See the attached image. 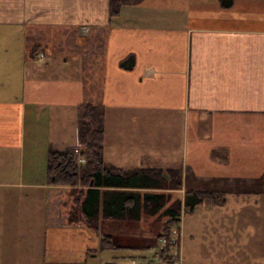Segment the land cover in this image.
Returning a JSON list of instances; mask_svg holds the SVG:
<instances>
[{
  "label": "crops",
  "instance_id": "crops-1",
  "mask_svg": "<svg viewBox=\"0 0 264 264\" xmlns=\"http://www.w3.org/2000/svg\"><path fill=\"white\" fill-rule=\"evenodd\" d=\"M108 1L0 0V25L12 28L7 36L0 29V240H12L0 264H165L159 238L169 219L148 250L136 247L132 231L145 214L135 222L101 217L93 232L71 221L84 188L73 194L49 179V150L80 148L85 105L104 109L107 166L168 171L186 193L196 192L188 176L264 179V0L229 9L218 0H145L114 18ZM46 28L77 31L87 41L73 42L95 50H55L52 36L36 35ZM104 237L119 249L102 248Z\"/></svg>",
  "mask_w": 264,
  "mask_h": 264
},
{
  "label": "rangeland",
  "instance_id": "rangeland-1",
  "mask_svg": "<svg viewBox=\"0 0 264 264\" xmlns=\"http://www.w3.org/2000/svg\"><path fill=\"white\" fill-rule=\"evenodd\" d=\"M0 29L5 30L2 33L6 36L8 35L6 31H12V28L8 25H0ZM53 29L54 28L51 29V35L48 33L49 28L37 31L36 35L40 37L50 35L49 38L52 36L53 49L55 50L58 49L57 47L60 44H62L61 47L64 44H69L75 52L84 51V46L80 47V44L76 45L73 41H75V39H80L82 43H85L87 38L82 40V38H80L81 36L78 37L77 31H69L60 28ZM2 39L8 42L14 41V39L7 37H3ZM35 46L36 45L30 46V50L36 48ZM49 48L50 49H47L48 51L52 50L51 46ZM93 49L95 50L93 47L89 49L85 48V50H88L87 53L89 54ZM19 51L20 48L12 49V55L14 56L13 63H15ZM97 54L99 53L97 52L96 55ZM38 59L44 61L43 58L39 57ZM164 153L166 155L165 158H171L172 160L175 158L170 150L164 151ZM181 160L178 159L175 161V164L181 165ZM175 164L174 166L177 172L178 170ZM166 173L169 177L171 175L173 176V174H169L168 171ZM166 173H164L163 176H165ZM187 178L190 179V183L187 181ZM187 178L184 179L188 182L187 185L190 190L194 189V191L201 190L211 192L225 191L222 192L224 193V195H222L223 198L219 201L217 206L205 203L197 206L194 211L185 214L182 221V235L184 237L180 247L177 246L176 248L180 249L181 256L179 258V264H189L190 259L192 264H264V179L261 181L245 179L246 182L240 184L236 181L229 183V181L225 179L222 180V178H214L208 175L201 177L188 176ZM22 179L26 180V177H18L19 181ZM169 180L170 178L168 181ZM182 189L180 192L177 190L165 192L171 195V197L169 196L170 200L165 203V207L156 215L151 216L150 214L143 213L145 214L147 223L135 225L132 231L133 238L130 241L132 245L136 247L144 246L141 248L148 250L145 243L153 240L157 234L154 233L155 230L165 219L170 220L169 216L163 215L165 208L169 207L175 200H181L182 203H185L186 192ZM18 191L19 190H15V200L17 199ZM79 191L80 190H78V192ZM3 194L4 193L1 192L0 196ZM76 199H79V197L77 196ZM184 211L186 210H183L182 216L184 215ZM135 221L137 220H134V222ZM173 235L177 236L178 233ZM176 239V245H178V238ZM11 241L10 234H2L0 240V261H9L7 256L12 252ZM159 243H162V239L160 238ZM184 261L187 263H184ZM98 263L99 261H94L93 264ZM121 263L125 264V262L121 261H119L118 264Z\"/></svg>",
  "mask_w": 264,
  "mask_h": 264
},
{
  "label": "trees",
  "instance_id": "trees-1",
  "mask_svg": "<svg viewBox=\"0 0 264 264\" xmlns=\"http://www.w3.org/2000/svg\"><path fill=\"white\" fill-rule=\"evenodd\" d=\"M145 0H109V17L120 15L123 8L136 6ZM223 9L232 8L236 0H218ZM38 47L33 52H37ZM123 65V63H121ZM79 141L81 156L85 162L78 164L71 157L73 150L64 152L49 150L48 176L51 182L59 186L72 187L73 194L81 186L85 195L82 205L75 209L72 222L83 221L93 232L99 233V218L124 220H140L143 213L156 215L164 207L171 197L165 192H148L142 195L140 192L127 193L121 189H179L183 188L182 177L170 176L165 180L162 172L157 170H124L107 166L104 160V109L100 105H85L80 108L79 116ZM170 174V173H169ZM167 186V187H165ZM100 188H104L102 191ZM80 193V192H79ZM222 192L196 191L185 194V203L175 200L165 208L164 216L170 217L164 234L179 225L182 212L188 213L202 204L210 203L217 206L223 198ZM79 197V196H78ZM78 200V199H77ZM81 216L82 219L79 217ZM102 248L119 249L110 237L102 239Z\"/></svg>",
  "mask_w": 264,
  "mask_h": 264
},
{
  "label": "built area",
  "instance_id": "built-area-1",
  "mask_svg": "<svg viewBox=\"0 0 264 264\" xmlns=\"http://www.w3.org/2000/svg\"><path fill=\"white\" fill-rule=\"evenodd\" d=\"M175 234H177V232H175ZM176 238H177V236L174 235V236H173L172 243H174V244L176 243V240H177ZM166 242H167L166 239H163V240H162V243L165 244ZM171 264H179V262H178V261H174V262H172Z\"/></svg>",
  "mask_w": 264,
  "mask_h": 264
}]
</instances>
